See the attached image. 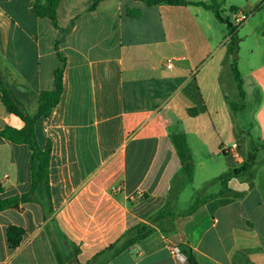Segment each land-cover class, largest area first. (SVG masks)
Wrapping results in <instances>:
<instances>
[{"label": "crops", "instance_id": "obj_1", "mask_svg": "<svg viewBox=\"0 0 264 264\" xmlns=\"http://www.w3.org/2000/svg\"><path fill=\"white\" fill-rule=\"evenodd\" d=\"M36 1L44 2L0 0V69L35 117L40 94L54 90L55 72L64 68L60 103L36 123V135L41 149L51 143L53 217L79 263L190 264L191 254L197 264H264V0L245 13L231 6L236 49L229 31V38L223 30L210 33L204 12L210 10L200 6L100 0L92 10L94 0H61L57 29L37 17ZM218 4L221 15L224 2ZM257 14L261 21L250 24L253 49L242 71L238 28ZM241 15L248 18L238 24ZM168 59L177 60L171 70ZM235 59L243 99L232 71ZM200 101L204 112L191 117ZM247 103L250 116L241 122L236 112ZM7 127L20 130L24 123L7 112L0 92V132ZM179 134L193 156L192 182L181 176L172 143ZM234 145L239 163L223 152ZM251 154L252 181L241 175L228 184L239 197L212 198L194 215L166 222L167 233L155 227L117 253L122 236L150 224L158 211L183 213L198 197L219 194L221 184L208 183L248 164ZM30 159L27 146L0 137V200L30 190ZM118 186L122 192L113 193ZM188 187L193 201L184 207ZM11 226L26 232L16 249L8 246ZM174 247L186 254L185 262L172 255ZM0 264H59L38 205L0 213Z\"/></svg>", "mask_w": 264, "mask_h": 264}, {"label": "trees", "instance_id": "obj_2", "mask_svg": "<svg viewBox=\"0 0 264 264\" xmlns=\"http://www.w3.org/2000/svg\"><path fill=\"white\" fill-rule=\"evenodd\" d=\"M61 0H44L43 3L36 1L33 4V9L40 18H48L51 20L53 26L59 29L57 20V10ZM142 1L148 6L153 5H170V6H200L207 10L212 11L218 20L223 21L220 15V5L216 0H211V4L207 5L201 2H190L187 0H137ZM100 0H94L92 3V10H94ZM128 14L134 16H140L138 12L128 11ZM228 31L232 36H236V28L231 25L228 27ZM70 32V28L62 31L63 36ZM234 47L236 49L237 38L234 40ZM62 62L63 58L59 57ZM233 75L237 83V87L240 93V97L243 99V81L241 79L238 67L237 59L233 61L232 66ZM63 75L64 68H59L55 72L54 85L55 88L52 91H44L40 94L38 114L32 117L21 101L16 97L12 91L10 85L4 80L0 69V92L1 100L9 114L15 115L20 118L24 123V127L20 130L7 127L0 132V137L12 142L15 145H25L31 151L30 168H31V184L30 190L21 196H14L7 199L0 200V213L6 210H20L22 205L36 204L43 212V219L47 222V228L52 238L53 246L56 250L57 259L59 264H80L77 259L78 251L73 244L69 242L67 237L59 228L53 215L54 208L51 198V188L49 182V163L51 155V143L48 142L46 148L43 150L40 148L37 135H36V123L42 118H48L54 108L60 103V99L63 93ZM185 91V90H184ZM187 92V90L185 91ZM205 107L203 102L200 101L199 106L189 110L191 117H196L200 113L204 112ZM172 143L175 146L177 154L181 161V176L186 179L187 182H192L194 172V161L191 151L188 148L187 140L185 135L179 134L172 137ZM254 161V154L249 156V163L243 165L239 169H234L229 173L222 174L221 176L213 179L208 183L209 185L220 183L222 186L221 191L216 196H208L203 198H197L190 208L183 213H171L166 210H160L149 218L150 224H138L130 228L126 234L119 240L118 245L121 247L117 253H121L135 246L138 242L148 238L155 233L156 228L162 232L167 233L165 224L168 221H172L176 218H185L194 215L208 200L215 197L231 196L237 198L240 194H232L229 189V182L232 178L247 175L248 180L251 182L253 179V173H251L252 163ZM3 189L0 185V193ZM156 227V228H155ZM25 230L20 227L11 226L7 230L8 246L11 249H16L20 246L22 239L25 235ZM112 246L110 249H113ZM188 262L190 264H197L191 254L188 256Z\"/></svg>", "mask_w": 264, "mask_h": 264}, {"label": "rangeland", "instance_id": "obj_3", "mask_svg": "<svg viewBox=\"0 0 264 264\" xmlns=\"http://www.w3.org/2000/svg\"><path fill=\"white\" fill-rule=\"evenodd\" d=\"M193 1H207L210 2L211 0H193ZM217 3L218 2H224L222 9H224L225 11H221V16L223 21L218 20V18L216 17V15L210 11L205 12V14H207L206 16H208L210 18L209 21H206L207 24H209L211 26L210 29V33H221V31L223 30L225 33V36L227 38H229V32H228V27H229V23H233L236 26V23L232 17V12L230 11L231 6L235 5L239 11L242 13L245 11H249L250 7L248 6L249 4H255L257 3L259 0H216ZM261 15L257 14L254 18L250 17L247 20V23L242 24V26H240L238 28L239 31V35L238 37L242 40L240 42V48H239V56L238 59H242V63L243 66H241L242 71L246 70L245 63L248 61L249 57H250V52L252 51V43H251V38L248 37V33L250 32V24H255V23H260L261 21ZM249 22V25H248ZM237 118L238 120H240L241 122H244L245 120H248L249 116H250V109L248 107V103L246 104V110L242 111V110H238L236 112ZM189 193L187 192L186 194H184V198L182 200V206L184 207H189V203L190 199H191V187H188Z\"/></svg>", "mask_w": 264, "mask_h": 264}, {"label": "built area", "instance_id": "obj_4", "mask_svg": "<svg viewBox=\"0 0 264 264\" xmlns=\"http://www.w3.org/2000/svg\"><path fill=\"white\" fill-rule=\"evenodd\" d=\"M247 18L248 17L246 15H241L240 17H238L237 23L241 24V23L245 22L247 20ZM184 59L185 58H182L180 60H184ZM176 61H177L176 59H168L166 62V67L170 70L173 69ZM237 147H238L237 145H234L232 148L224 149L223 152L226 154L230 153L232 158L237 163H239L241 160V156H240V153L238 152ZM112 191L115 194H120L122 192V187L121 186L114 187V188H112ZM170 251H171L172 255L177 259L178 262H185L186 261V258H187L186 254L183 253L179 248L174 247Z\"/></svg>", "mask_w": 264, "mask_h": 264}, {"label": "water", "instance_id": "obj_5", "mask_svg": "<svg viewBox=\"0 0 264 264\" xmlns=\"http://www.w3.org/2000/svg\"><path fill=\"white\" fill-rule=\"evenodd\" d=\"M231 23H229V27H231ZM234 58H237V51H235V55H234Z\"/></svg>", "mask_w": 264, "mask_h": 264}]
</instances>
